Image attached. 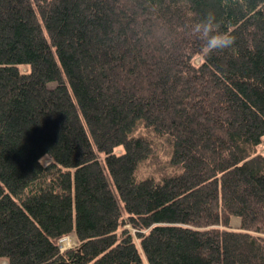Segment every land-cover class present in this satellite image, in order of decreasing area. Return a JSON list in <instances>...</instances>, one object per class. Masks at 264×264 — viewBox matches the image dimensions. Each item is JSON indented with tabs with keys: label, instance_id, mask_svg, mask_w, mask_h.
<instances>
[{
	"label": "trees",
	"instance_id": "trees-1",
	"mask_svg": "<svg viewBox=\"0 0 264 264\" xmlns=\"http://www.w3.org/2000/svg\"><path fill=\"white\" fill-rule=\"evenodd\" d=\"M263 144L264 0H0V264H264Z\"/></svg>",
	"mask_w": 264,
	"mask_h": 264
},
{
	"label": "clouds",
	"instance_id": "clouds-1",
	"mask_svg": "<svg viewBox=\"0 0 264 264\" xmlns=\"http://www.w3.org/2000/svg\"><path fill=\"white\" fill-rule=\"evenodd\" d=\"M189 30L190 34L201 42V51L205 57L230 48L236 40L231 32L222 30V22L213 12L191 24Z\"/></svg>",
	"mask_w": 264,
	"mask_h": 264
},
{
	"label": "rangeland",
	"instance_id": "rangeland-1",
	"mask_svg": "<svg viewBox=\"0 0 264 264\" xmlns=\"http://www.w3.org/2000/svg\"><path fill=\"white\" fill-rule=\"evenodd\" d=\"M197 61L199 62V59H197ZM197 61H196V62H197ZM263 145H264V144H263ZM262 151H263V150H262ZM233 225H234L235 227H239V220L234 219V220H233ZM67 237L70 238V239H69V245H67V246L65 247V246H63V245L61 244V242H60V247H61L62 250H65V249H68V248H74V247H77V246L79 245L78 240H77V237H76V235H75L74 233H72L71 235H69V236H67ZM1 264H7V263L4 261V262H2Z\"/></svg>",
	"mask_w": 264,
	"mask_h": 264
},
{
	"label": "bare ground",
	"instance_id": "bare-ground-1",
	"mask_svg": "<svg viewBox=\"0 0 264 264\" xmlns=\"http://www.w3.org/2000/svg\"><path fill=\"white\" fill-rule=\"evenodd\" d=\"M69 237H65L64 239H62L60 242H61V244L63 245V246H67V245H69Z\"/></svg>",
	"mask_w": 264,
	"mask_h": 264
}]
</instances>
